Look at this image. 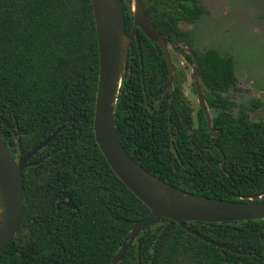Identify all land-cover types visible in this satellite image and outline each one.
I'll return each instance as SVG.
<instances>
[{
	"label": "trees",
	"instance_id": "16d2710c",
	"mask_svg": "<svg viewBox=\"0 0 264 264\" xmlns=\"http://www.w3.org/2000/svg\"><path fill=\"white\" fill-rule=\"evenodd\" d=\"M152 1V0H151ZM148 3V14L153 12ZM129 31L131 13L123 3ZM199 13V12H198ZM188 20L196 12L183 8ZM164 19V20H163ZM154 24L171 28L169 18ZM158 19H154L157 21ZM129 50L114 123L128 155L157 179L207 198L247 201L264 192V122L222 112L210 132L159 119L153 104L167 69L142 34ZM210 105L236 83L232 62L209 50L198 57ZM98 48L90 0H0V135L12 155L66 127L23 173L24 204L0 264H110L136 221L149 214L115 176L94 141ZM167 108V106H165ZM70 202L71 208L57 206ZM198 238L161 218L141 232L118 264H261L264 221L187 224ZM203 239L226 245L217 248ZM230 249L241 252L236 254Z\"/></svg>",
	"mask_w": 264,
	"mask_h": 264
},
{
	"label": "water",
	"instance_id": "95a60500",
	"mask_svg": "<svg viewBox=\"0 0 264 264\" xmlns=\"http://www.w3.org/2000/svg\"><path fill=\"white\" fill-rule=\"evenodd\" d=\"M133 15L132 29L126 33L122 0H90L98 48V82L93 115L94 141L115 176L149 210L136 221L128 241L113 256L110 264H118L141 232L156 225L161 219L176 223L182 230L202 237L187 224L190 222L225 223L264 221V192L247 201H226L196 195L171 186L140 167L123 148L114 123L115 106L121 87L127 55L133 40L141 56L137 28L168 55L162 38L168 33L157 32L147 17L141 0H125ZM168 67L170 63L168 60ZM23 152L18 140L19 154L13 156L0 135V254L16 235L24 204L23 173L29 166L40 163L29 161L45 148L64 128ZM71 208L70 202L60 201L57 206ZM207 243L229 250L226 245L207 239ZM231 252L242 254L230 249ZM264 264V261L261 263Z\"/></svg>",
	"mask_w": 264,
	"mask_h": 264
},
{
	"label": "flooded vegetation",
	"instance_id": "af4514ba",
	"mask_svg": "<svg viewBox=\"0 0 264 264\" xmlns=\"http://www.w3.org/2000/svg\"><path fill=\"white\" fill-rule=\"evenodd\" d=\"M124 5L125 0H122ZM144 6V11L147 17L150 19L151 25L155 30L161 34L168 32L163 38V46L168 55V60L170 63V68L168 67V60L165 56L161 47L156 43L150 41L140 28H137L138 34L145 36L151 44L158 50L165 61V66L167 69V74L165 80L159 84V92L155 95L152 106L147 105V109L156 116L165 120L167 123L171 121L179 122L185 124L186 135L190 136L195 130L202 129V126L210 132H215L210 128L212 120L217 117V115L225 112L231 115L233 118L238 119L242 116L251 123H259L264 121H251L248 113L244 111H239L237 114L231 112L236 107V104L225 94L229 91H234L238 93H245V90L238 88V80L234 71V63L231 58L222 57L214 49L200 50L198 45H200V40L195 28L192 26H197L201 18L207 13L205 8L202 6L200 0H141ZM153 4V14L150 16L148 14V3ZM126 6V5H125ZM183 8L188 9L190 12H196L195 16L189 17L188 20H184L180 17L179 13L183 11ZM199 12V13H198ZM131 26L129 31L126 29L127 35L130 34L133 24V15L131 14ZM163 18H169L171 22L170 25L174 26L175 30L166 28L164 30H159L155 23L161 22ZM154 19H158L154 21ZM164 20V19H163ZM181 26H187L181 28ZM189 26V27H188ZM136 46L135 40L132 42V46ZM130 47V49L132 48ZM129 49V50H130ZM213 50L217 52L222 58L230 59L232 62V68L236 83L233 87L229 88L225 92H217V94L231 104L227 108L223 106L210 105L209 99V88L203 83L199 69H198V57L199 55ZM141 51V50H140ZM125 73V72H124ZM251 112L259 108V102L251 103ZM167 106V108L165 107Z\"/></svg>",
	"mask_w": 264,
	"mask_h": 264
},
{
	"label": "rangeland",
	"instance_id": "374dc122",
	"mask_svg": "<svg viewBox=\"0 0 264 264\" xmlns=\"http://www.w3.org/2000/svg\"><path fill=\"white\" fill-rule=\"evenodd\" d=\"M200 2L207 13L192 26L201 42L198 49H214L222 57L231 58L237 87L245 90L225 94L236 104L231 112L244 111L251 121H264V0ZM125 5L130 12V6ZM253 101L260 106L251 112Z\"/></svg>",
	"mask_w": 264,
	"mask_h": 264
}]
</instances>
